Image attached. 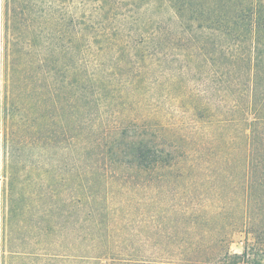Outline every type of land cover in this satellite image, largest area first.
I'll return each instance as SVG.
<instances>
[{
	"label": "trees",
	"instance_id": "obj_1",
	"mask_svg": "<svg viewBox=\"0 0 264 264\" xmlns=\"http://www.w3.org/2000/svg\"><path fill=\"white\" fill-rule=\"evenodd\" d=\"M82 1L84 46L95 49L98 56L96 61L86 60L81 84L87 125L85 148L95 153L85 169L83 182L84 237L91 240L86 247L87 263L117 262L112 257L115 255L110 242L113 219L107 192L110 167L119 168L123 163L106 155L111 141L121 143L124 139L127 157L140 169H155L172 162L166 148L146 137L125 138L128 128L144 122L142 116H127L126 112L131 111L129 96L143 95L146 84L150 83L160 89L158 99L168 97L177 101L182 111L192 114L191 138L182 137L177 145L181 162L192 157L193 166H202L216 155L219 162L226 163L227 126L241 123L247 239L240 253H232L225 247L227 233H224L216 238L215 246H161L155 252L156 260L134 263L264 264V0ZM30 3L36 67L44 76V79L38 77L41 83L34 80L39 83L36 106L37 112L39 108L45 109L41 116L46 117L54 102L52 87L65 69L60 56L68 51L67 14L63 0ZM27 7L23 0H0L3 52L10 71L13 70L14 82L21 80H16L19 76L16 72L22 71L21 50L26 49L22 45L21 29L27 26ZM156 73L160 76L152 81ZM48 76L57 83L50 85ZM90 105L96 108V117L89 110ZM109 115L116 122L107 121ZM8 116L16 120V110L7 109V130L12 121ZM5 142H15L10 131ZM186 233L188 239H193L194 232ZM178 237L166 235L162 239L170 241ZM107 255L110 261L103 260ZM210 257L215 259L211 261ZM121 262L132 263L127 259Z\"/></svg>",
	"mask_w": 264,
	"mask_h": 264
},
{
	"label": "rangeland",
	"instance_id": "obj_2",
	"mask_svg": "<svg viewBox=\"0 0 264 264\" xmlns=\"http://www.w3.org/2000/svg\"><path fill=\"white\" fill-rule=\"evenodd\" d=\"M23 2L29 7L27 26L21 29L26 49L21 50L22 71L16 72V80L21 78L20 81H13V70L4 56L0 8V264H91L94 261L85 260L91 240L84 237L83 182L95 153L85 148L87 125L81 84L86 60L96 61L98 56L95 49L84 46L83 1L63 0L68 51L61 54L60 63L65 69L58 74V83L48 76L50 85L57 83L51 91L54 102L47 116H41L45 109L37 112L39 83L34 80L41 83L38 77L44 76L37 70L36 49L32 46L33 0ZM159 76L154 74L152 81ZM158 91L147 83L143 95L129 96L131 111L126 112L127 116H142L144 122L128 128L125 138L146 137L166 148L172 162L155 169H140L127 157L124 139L121 143L113 140L106 148L107 156L123 163L119 168L110 167L107 192L113 219L112 257L117 259L116 264L126 259L132 262L129 264L154 261L161 246H215L216 238L224 233L225 247L240 253L247 239L241 123L227 126L226 163L219 162L216 155L202 166H193L192 157L181 162L177 145L182 137L193 133L192 114L182 111L177 101L168 97L158 99ZM89 107L96 117V108ZM13 108L17 117H7L12 120L7 130L6 112ZM107 121L116 122L110 115ZM9 131L15 142L7 144ZM186 232H194L193 239H188ZM166 235L179 237L163 240ZM103 260L111 259L103 256Z\"/></svg>",
	"mask_w": 264,
	"mask_h": 264
}]
</instances>
